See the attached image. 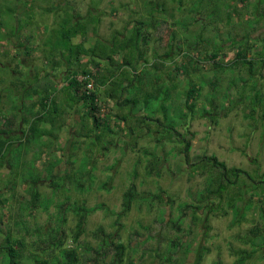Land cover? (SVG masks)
Here are the masks:
<instances>
[{"label": "rangeland", "instance_id": "1", "mask_svg": "<svg viewBox=\"0 0 264 264\" xmlns=\"http://www.w3.org/2000/svg\"><path fill=\"white\" fill-rule=\"evenodd\" d=\"M261 14L264 0H0V131L5 129L7 120L15 118L23 124L25 118H30V106H26L31 100L23 101L22 97L23 88L28 86L38 88L42 96L45 91L52 92L48 102L51 112H46V120L54 115L59 119L54 124L41 121L36 127L38 134L30 139H19L27 124L21 125L20 130L15 129L18 124L10 126L15 132L6 136L9 138L0 134V141L5 137L3 143L20 142L7 146L0 154L3 202L0 264L4 262L1 250L7 230L12 228L16 233L19 211L28 208L33 211L28 188L38 178L42 181L37 187L42 202L48 198L52 203L47 211L38 208L31 214L21 213L27 227L36 228L37 236L29 243L38 240V235L43 237L63 228L65 247L71 248L69 236L76 230L77 217L63 208L73 210L74 206L86 204L93 209L101 205L103 209L87 217L79 239L81 247L98 249L101 240L94 234L102 228L106 235L118 234L128 254L134 248L139 249L132 258L137 264H194L199 256L203 257L202 264H264V63L259 53L264 49V16ZM140 21L152 26L135 30ZM164 21H168L167 26L158 30ZM245 29L251 36L244 50H248L247 58L257 77L247 65L234 63L238 49L229 41L242 38ZM75 30H79V35ZM138 32L140 35L136 36ZM145 35L149 37V48L138 43ZM97 42L94 55H98V50L115 54L112 57L116 70L109 91H114L123 105L117 106V100L111 99L106 103L108 112L119 117L110 120L109 129L113 133H107L105 127L99 129L98 140L94 125L90 122L82 125L79 116L69 108L73 99L68 97L65 75L68 68L78 75L83 69H95L93 62L91 66L87 64L93 59L90 53L81 55L80 62L74 61L77 46L89 50ZM71 45L73 49L66 51ZM213 50L219 55L217 61L230 67L221 71L208 63L206 55ZM165 53H169L167 57ZM125 55L133 61L129 67L122 64ZM192 56L198 65L189 64L187 59ZM56 60L62 63L61 68L55 66ZM95 62L103 63V68L109 66L108 61ZM154 64H164L166 69L158 70ZM78 75L77 79L82 80ZM123 78L130 79L131 84ZM196 86L201 98L195 103L197 112L188 122V136L192 139L190 161L197 155H215L228 168L236 167L249 174L231 177L237 179L233 186L211 195L207 204L211 211L204 209L193 218L189 210L173 228L171 222L177 221L181 214L179 207L196 203L195 197L208 176L190 177V173L203 167L188 170L185 155L179 156L178 149L183 146L180 138L163 139L159 144L157 139L163 138L159 133L171 130H159L150 120L143 122L138 113L147 119L159 114L164 118L162 105H166L173 116L177 110L176 116L181 118L188 90ZM53 97L57 104L51 105ZM133 102L138 104L135 110L130 105ZM203 109L212 115L202 117ZM156 110L160 112L153 114ZM126 115L131 118L122 122L120 118ZM139 119L142 124L135 126ZM185 127L179 131L186 132ZM81 132L86 137L79 138ZM144 148L155 151L149 160L156 156L162 159L159 173L148 175L151 168L146 167ZM57 161L55 173L62 176L69 171L70 184L59 180L61 188L56 192L51 186L53 177L47 176L45 170ZM46 171L50 174V170ZM133 183L140 196L118 226L117 213ZM79 185L83 191L77 188ZM13 187L16 189L12 190ZM158 192H165L163 202L147 203L148 200L140 198ZM59 204H64L63 212ZM235 216L243 220L237 223ZM147 229L151 231L150 239ZM172 242L178 243V247L174 248ZM50 250L41 256L47 259L60 256L59 251ZM242 252L246 257L238 263ZM111 258L109 253L106 262Z\"/></svg>", "mask_w": 264, "mask_h": 264}, {"label": "trees", "instance_id": "2", "mask_svg": "<svg viewBox=\"0 0 264 264\" xmlns=\"http://www.w3.org/2000/svg\"><path fill=\"white\" fill-rule=\"evenodd\" d=\"M245 1V0H242ZM182 4V3H181ZM264 16V14H261ZM198 19H196L195 21H197ZM79 22V21H78ZM260 23V21H258ZM168 21H164L161 23V25L159 26L158 30L161 29V27L163 26H167ZM250 23V22H249ZM77 24V23H76ZM136 25H139L135 30H141L144 29L147 25L148 26H152V24H149V22H144V21H140L137 22ZM135 25V26H136ZM251 26V25H250ZM95 28V27H94ZM96 30V28H95ZM245 34L242 36V38H237L234 40H230L229 42L235 47H237L238 51L235 54V59L236 61L234 62L237 65H239L238 63H243V65H247L248 68H250V73L253 74V76L257 77L258 75H256L254 73V69L252 67V62L249 61V59L247 58V51L244 49H247L248 42H249V38L251 36L249 30L245 29ZM75 33L79 35V30H75ZM140 35V33L138 32L136 34V36ZM64 36H66V34H64ZM135 36V37H136ZM73 38V37H72ZM72 38H69L70 43L72 42ZM161 38V36H160ZM246 40V41H245ZM142 42V45L146 46L147 48L149 45V37L148 35H145L141 40H139V44ZM98 43L97 42L92 48H89V50L85 49L84 47H82V45L77 46V51L75 54V61L74 62H80L81 61V55L83 56V54H92L91 57H93L92 60L88 61L87 64L88 66H91V62H93L92 64L94 65L95 69L91 68L89 69H83L82 70V74L78 75L75 73H70L69 70L71 69H67L68 73L66 75L67 80V86L69 87V96L71 97L72 100V104L71 106H69V108L72 110L73 114H75L76 116H79L80 118V122L83 124L90 122L92 125H94V129L96 130V139H100V133L98 132L99 129L101 127H105L106 128V132L107 133H113L112 130L109 129L110 127V120L112 118L115 117H119L118 114H111L108 112L109 110V106L106 105V103L109 101V99L111 100H117L116 98V94L114 91H109L110 89V85H112L113 82V78H114V71L116 70L115 64H113V55H115L114 53L112 54H105L104 51H99L98 55H94V51L95 49L98 47ZM245 43V44H244ZM131 45V44H130ZM73 45H71L68 50L66 51H71V48ZM123 49H127V48H123ZM218 49H222V46H220V48L218 47ZM97 50V49H96ZM221 51V50H220ZM264 51V49L262 50ZM260 51V57H261V63H264V53L263 55L261 54ZM169 53H165V57L168 56ZM139 55H141V52L139 53ZM207 59H208V63L212 62L213 66L216 67L217 69H221L225 68V67H230L227 65L221 64V62L217 61V58L219 57V55L216 53V50H213L212 52H208V55H206ZM52 59H55V55L52 57ZM100 60L103 61L104 63L107 61L109 62L107 66L104 67L103 63H99L98 65L96 64L95 60ZM198 59V58H197ZM188 62L190 65H193L196 63L194 56L189 57ZM133 62V61H132ZM132 62H130V57H127V55H125V57H123V62L122 64L126 66H131ZM55 66L60 67V65L62 64L61 62H59L58 60L54 61ZM195 65H198L197 63ZM155 67H157V69H166L164 64H154ZM102 67V68H101ZM183 67V66H182ZM181 68H177L178 72L179 70L182 69ZM188 67V65H187ZM189 73V71L187 70V74ZM108 74V75H107ZM138 74V73H137ZM255 74V75H254ZM78 76L82 77V80L77 79ZM137 78V75H136ZM135 78V79H136ZM40 80V79H39ZM123 80L125 82L130 83V79H126L123 78ZM123 81V82H124ZM259 81V80H258ZM260 82V81H259ZM92 84V87H89V85ZM131 84V83H130ZM197 90L198 87H193L192 89L190 88V90H188V95L186 98V102L184 104L185 109L183 110V114L182 116H184V118H178V116H176L178 114V111L175 110L174 111V116L171 113V110L167 109L166 105H162V109L164 110V118L161 117V115L159 114L157 118H152V119H147L144 116H141V113H138L139 118H142L143 122H145L146 120H150L152 122H154L155 124H157L159 126V130H163V129H169L171 131H167V134H165L164 132H160L159 134L162 135L163 138H159L157 139L158 143L161 144L163 142V139L166 140H172L174 141L176 138H180V140L182 141L183 146L181 147V150H179V156L180 155H185L184 159H185V164L188 165V170H194L196 168H200L203 167L200 171H194L193 173H190L191 176L193 177L195 175L198 174V176H204L206 174L207 180L205 179L204 181V188L198 192V194L195 197V201L196 203H192V204H185L184 206H180L179 207V211L181 212L180 217L178 218L177 221L171 222L172 227L174 228L178 223H181L184 218L187 216L188 211L191 210V212L193 213V218H196V213L203 211L204 209H206L207 211H211L207 209V204L210 201L209 197L211 195L219 194L221 192H223L225 187H231L233 186L234 182H237L236 180H232L231 177H239L240 175H244V174H249L245 171H243L242 169H238L236 167H231L228 168L226 166V164L224 163V161H220L215 155H211V156H207V155H202V156H196L193 160L190 161V157H189V151L191 150L192 147V139L191 137L188 136L189 132H188V122H190V120H192L194 114L197 112L196 109H194L196 107L195 103L198 102L199 98H201L200 94H197ZM22 97H23V101L25 99H30V104L26 107L30 106V118H25V120H23V124H27L28 128L26 129V131H23V136H20L19 139H30L31 137H34L38 134V131L36 130V127L38 125H40L41 121H51L53 124L55 121H58V117L56 115L51 116L48 120H46V112H51L48 106V102L50 101V96L52 95V92L49 91H45V96L40 95V91L38 88L36 87H32V86H28V88H23L22 90ZM66 96V94H65ZM104 97V99H103ZM38 98V99H37ZM37 99V100H36ZM54 99L55 97H53L51 105L55 104L54 103ZM114 101V102H115ZM118 101V100H117ZM115 102L117 106H123L121 104V101ZM129 103V102H128ZM57 104V103H56ZM132 106V108L135 110L137 109V103L133 102V104H130ZM160 110H156V112H153V114H157L159 113ZM56 114V113H55ZM72 114V116H73ZM201 115L202 117H205L206 115H212L211 112L203 109L201 111ZM71 116V115H70ZM131 115H126V116H122L120 118V120L122 122H126L127 120H129L131 117ZM136 116V115H135ZM189 117V118H188ZM191 117V118H190ZM54 121V122H53ZM20 121H17V119L15 120V118H12L10 120L6 121V125H4L5 129H2L0 131V134L3 136H7L10 135L11 133L15 132L14 130L16 128H18V130L22 129L20 126L23 125ZM81 123H78L79 126ZM18 124V127H15ZM141 123V119H139V121H137L136 123H134L135 126L140 125ZM145 124V123H144ZM10 126L13 128L15 127V129L13 130L12 128L10 129ZM186 126V127H185ZM180 127H185L184 129H186V132L181 133L179 131ZM9 128V129H8ZM17 130V132H18ZM147 130H151V129H147ZM159 132V131H158ZM129 133H131L133 135V129L132 127H129ZM43 135L45 136V133H43ZM41 133V136H43ZM81 135V136H80ZM3 137L0 141V154L2 155L3 150H5V148L8 146L10 147L11 145H20L19 140L17 141V143L15 142H11V141H6V143H3V139L5 138ZM30 137V138H28ZM79 138H84L86 136H84L82 134V132L78 135ZM9 138V137H6ZM177 140V139H176ZM73 145L78 146V144H76L74 142ZM135 145V144H134ZM79 148V147H78ZM144 155H145V159H146V163L148 168L150 169V174H148L149 176H152L154 172H158L160 171L159 168V162L162 161V159L156 157H153L151 160H149V156L151 154H154L155 151H149L148 149L144 148ZM141 162V160H140ZM57 164H59V162H55L53 164V167H48L46 170H50V174L46 173L47 171L45 170V174L48 176L50 175L52 178L51 181V186L54 189V191H58V189L60 190L61 188V183L59 180H65L66 182H68V178L70 177V173L69 171L65 172L64 175H58L55 173V168L57 167ZM259 169V165H257ZM51 168V169H50ZM43 176V175H42ZM64 177V178H63ZM58 179V180H57ZM231 180V181H230ZM42 181L38 178L35 179V181H32L31 183L33 184V186H31L30 188H28V191L30 192V194L32 195V201H30L32 204V208L33 211L40 208V209H44L45 211L48 210L50 204L52 203V201L48 198H45L44 202H42V198L43 196L41 195V193L39 192V190L37 189V187L39 186V183H41ZM69 183V182H68ZM70 184V183H69ZM82 186V185H81ZM80 185L77 187L78 189H80L81 191L84 190L83 187H81ZM14 188V189H13ZM12 190H15L16 187H13ZM208 192V194H206ZM55 193V192H54ZM140 193L137 192L136 186L133 183L128 190L125 192L124 195V202H123V206L122 209L120 211V213H117V221L116 224L119 226L121 225L120 222L123 218H125L127 216V214L131 211L132 206L134 201L140 196ZM142 194V193H141ZM165 194V192H158L157 195H142L140 198L148 200L147 203H155L156 201H164V197L163 195ZM15 197V195L13 196V198ZM42 202V204H41ZM0 204H3L2 201H0ZM44 204V205H43ZM84 205H79V206H74L73 210H69V208H66V206L63 208L64 204H59V209L60 212L62 210V208L64 209V211H69L70 213H73L76 217H77V225H76V230L72 231L71 235L69 236V239H71L72 242V246H70L71 248H66L65 247V243H64V239L66 238V235L64 234V229H57V230H52L50 234L48 235H44L43 237H39L38 235V240H41V242H38V240H33L32 243H29V240L32 239L34 236H37V234L35 233V229H30L27 227V223L24 219H22V214L23 212L28 211L29 214H31L33 211L29 210L30 208L26 209H22L23 212L19 211L20 215L17 218V222L15 223L16 225V233L14 232V230L12 228H9L7 231L6 236L4 237V242H3V246H2V250H1V254L3 255L4 258V263H9V264H137L132 258L134 255L139 253V249H132L133 247H131L132 249V253L128 254V248L122 243L121 241V237L118 234L112 233V234H108L106 235L104 232V229H99L98 231L95 232V237L96 238H100L101 240V245L99 246L98 249H92L89 246H83L81 247V243L79 241L80 236L84 233L85 231V227H86V223H87V217L92 213L96 212L97 210H101L103 209V206L99 205L96 208H89L87 206ZM20 209V207H19ZM262 212V208L260 209ZM226 214V212H225ZM238 216V215H237ZM236 217L235 222L240 223L243 219H239ZM241 216V215H240ZM239 216V217H240ZM64 217V216H63ZM161 219L162 222H164L163 219V211L161 213ZM64 221V220H63ZM23 224V225H22ZM26 225V229L25 226ZM147 231L149 232L150 236H148V238L150 239L152 237L151 235V231L149 229H147ZM36 234V235H35ZM105 236V237H103ZM103 237V238H102ZM173 247L177 248L178 245L175 244L174 242H172ZM50 251H59L60 252V256H56L53 257L51 256L50 258H45L43 256H41V253L43 252L44 254L46 253L45 250H49ZM82 249V250H81ZM256 252V251H255ZM109 253L112 254V258L110 259L109 262H106V258L109 257ZM243 254H245V252L241 253V257L239 258L240 260L238 261V263H242L244 260V258L246 256H244ZM53 257V258H52ZM166 259V257L163 259V261ZM162 261V260H161ZM203 261V257L199 256L198 260L195 261L194 264H202Z\"/></svg>", "mask_w": 264, "mask_h": 264}, {"label": "built area", "instance_id": "3", "mask_svg": "<svg viewBox=\"0 0 264 264\" xmlns=\"http://www.w3.org/2000/svg\"><path fill=\"white\" fill-rule=\"evenodd\" d=\"M89 87H92V84H90Z\"/></svg>", "mask_w": 264, "mask_h": 264}, {"label": "crops", "instance_id": "4", "mask_svg": "<svg viewBox=\"0 0 264 264\" xmlns=\"http://www.w3.org/2000/svg\"><path fill=\"white\" fill-rule=\"evenodd\" d=\"M60 71H62L61 69H59ZM64 70V69H63ZM65 75H67V73L65 74Z\"/></svg>", "mask_w": 264, "mask_h": 264}]
</instances>
